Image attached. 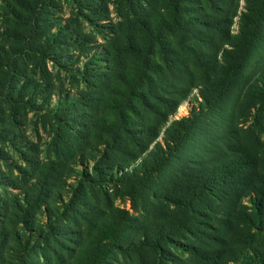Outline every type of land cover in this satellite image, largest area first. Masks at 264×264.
<instances>
[{
  "label": "rangeland",
  "instance_id": "obj_1",
  "mask_svg": "<svg viewBox=\"0 0 264 264\" xmlns=\"http://www.w3.org/2000/svg\"><path fill=\"white\" fill-rule=\"evenodd\" d=\"M224 1H198L194 13L205 20L229 13L236 35L246 0ZM163 6L0 0V264H188L196 261L188 246L217 248L211 235L223 232L227 212L220 193L208 188L199 208L172 200L201 165L224 158L230 127L251 125L238 107L264 71V31L235 87L217 97L202 65L224 47L213 31L198 28L185 49L182 35L150 33L143 53L118 28L131 12L130 31L145 38L141 14L165 16ZM105 154L107 168H119L112 180L93 169ZM125 167L138 176L117 180ZM171 223L184 237L163 243L159 255L149 234ZM253 239L264 251V238Z\"/></svg>",
  "mask_w": 264,
  "mask_h": 264
},
{
  "label": "trees",
  "instance_id": "obj_2",
  "mask_svg": "<svg viewBox=\"0 0 264 264\" xmlns=\"http://www.w3.org/2000/svg\"><path fill=\"white\" fill-rule=\"evenodd\" d=\"M125 1L133 2L135 0ZM160 1L164 5L165 16L145 12V15L141 14L145 19L138 20L142 24L141 30H146L148 33L145 38L130 31V24L135 18L134 15H127L131 12L122 17L123 20L118 24V28L121 33L125 34V38L127 35L132 37L134 41L130 40L129 44H134L133 47L141 49L145 53V45L151 43L149 34L166 31L170 37L182 35V41L178 39L177 43L178 46L180 44L185 49L189 48L188 41L198 40L200 34L198 28L206 27L208 31H213L216 38L224 41L220 58L208 56L202 62L207 71L204 73L206 76L208 75L209 79L207 90L217 97L229 92L242 76L246 63L264 31V0H246L248 7L240 17V31L236 35H232L228 30L229 13L225 17H212L209 19L212 22L195 15L194 6L198 1L212 4L213 0ZM227 3L226 0L223 2L225 5H228ZM224 12L227 13L226 10ZM120 30L115 31L117 36H119ZM169 52L177 55L174 49ZM145 59L147 60V57ZM92 64L88 62L82 69ZM208 95L203 94L206 103H210ZM238 111L240 115L247 114L246 119L249 118L248 121H251L247 131L230 127L226 133L224 158L219 159L213 165H201L194 175L185 179L182 188L177 190L178 194L172 200L174 205L184 206L186 209L191 206L199 208L203 205L205 207L203 193L208 191V188H212L215 190V195L218 194L217 191L220 193L221 196L218 197L220 201L227 202L226 218L221 221L223 232L227 233V238L223 235L222 230H218L216 235H211L213 238L216 237L214 239V241L216 240V249L188 246L187 249L190 251H196L194 254L196 261L193 263L191 260L188 264H196V262L198 264H223L229 261L237 264H264V251L258 247L250 246L255 242L253 238L256 236L264 238V71L255 75L248 85ZM188 133L177 135L176 143L184 142ZM105 155L107 156L95 163L93 169L98 172L99 179L109 178L112 180L114 176L112 171L119 173V168L115 166L113 170L108 169L107 163L110 162V157L108 154ZM148 160H144L139 165L141 169L146 170ZM127 168L129 167L121 169L122 173L116 177L117 180H132L133 177L138 176L137 169L126 171ZM125 175L128 178H124ZM146 175L145 171L142 177H138V181L141 182L143 178H147ZM87 179H90L89 175H87ZM149 235L151 237L148 243L149 247L153 251L156 250L159 255L163 254L161 250L163 243L176 242L175 238L184 237L181 236L179 229L172 227V223L168 226H157ZM156 264L178 263L160 260Z\"/></svg>",
  "mask_w": 264,
  "mask_h": 264
},
{
  "label": "bare ground",
  "instance_id": "obj_3",
  "mask_svg": "<svg viewBox=\"0 0 264 264\" xmlns=\"http://www.w3.org/2000/svg\"><path fill=\"white\" fill-rule=\"evenodd\" d=\"M182 110V109H181Z\"/></svg>",
  "mask_w": 264,
  "mask_h": 264
}]
</instances>
